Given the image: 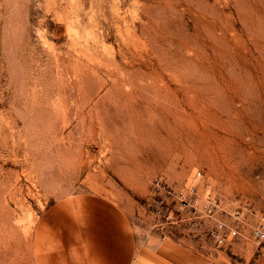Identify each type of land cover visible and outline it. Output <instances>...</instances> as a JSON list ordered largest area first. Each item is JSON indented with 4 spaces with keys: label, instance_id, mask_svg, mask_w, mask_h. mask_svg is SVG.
Here are the masks:
<instances>
[{
    "label": "rangeland",
    "instance_id": "374dc122",
    "mask_svg": "<svg viewBox=\"0 0 264 264\" xmlns=\"http://www.w3.org/2000/svg\"><path fill=\"white\" fill-rule=\"evenodd\" d=\"M196 170L211 223L244 213L220 258L264 264V0H0V264L78 192L161 233L152 180Z\"/></svg>",
    "mask_w": 264,
    "mask_h": 264
},
{
    "label": "crops",
    "instance_id": "0c3cea01",
    "mask_svg": "<svg viewBox=\"0 0 264 264\" xmlns=\"http://www.w3.org/2000/svg\"><path fill=\"white\" fill-rule=\"evenodd\" d=\"M208 217L197 227L176 223L161 233H139L127 212L96 192L54 200L31 234V264H227L213 248Z\"/></svg>",
    "mask_w": 264,
    "mask_h": 264
},
{
    "label": "built area",
    "instance_id": "2783aa9c",
    "mask_svg": "<svg viewBox=\"0 0 264 264\" xmlns=\"http://www.w3.org/2000/svg\"><path fill=\"white\" fill-rule=\"evenodd\" d=\"M201 171L196 170L185 184H179L162 177H155L151 188L157 194L156 206L152 212V224L158 230H167L176 223L187 221L188 226L197 227L205 217H212L219 206L210 190L199 193ZM185 213V214H184ZM229 219V220H228ZM244 213L235 206L228 215L216 219L209 227L207 235L213 248H222L232 244L235 239L246 235L244 231ZM252 236L264 240V224L260 220L251 230Z\"/></svg>",
    "mask_w": 264,
    "mask_h": 264
}]
</instances>
